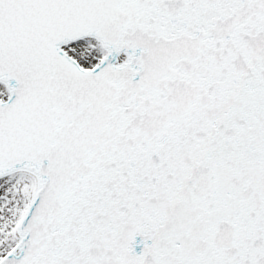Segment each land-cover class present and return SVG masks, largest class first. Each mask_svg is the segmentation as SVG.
Listing matches in <instances>:
<instances>
[{"label":"snow or ice","instance_id":"obj_1","mask_svg":"<svg viewBox=\"0 0 264 264\" xmlns=\"http://www.w3.org/2000/svg\"><path fill=\"white\" fill-rule=\"evenodd\" d=\"M0 264H264V0H0Z\"/></svg>","mask_w":264,"mask_h":264}]
</instances>
